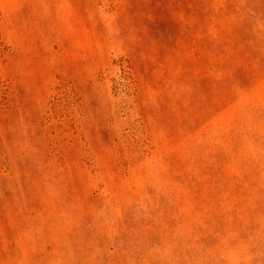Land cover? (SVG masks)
Listing matches in <instances>:
<instances>
[{"label":"rangeland","instance_id":"1","mask_svg":"<svg viewBox=\"0 0 264 264\" xmlns=\"http://www.w3.org/2000/svg\"><path fill=\"white\" fill-rule=\"evenodd\" d=\"M0 264H264V0H0Z\"/></svg>","mask_w":264,"mask_h":264}]
</instances>
